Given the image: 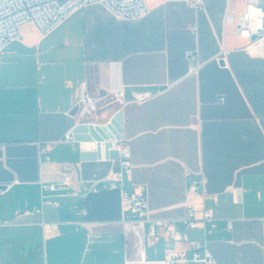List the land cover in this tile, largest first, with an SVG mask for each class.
Instances as JSON below:
<instances>
[{
    "label": "crops",
    "instance_id": "1",
    "mask_svg": "<svg viewBox=\"0 0 264 264\" xmlns=\"http://www.w3.org/2000/svg\"><path fill=\"white\" fill-rule=\"evenodd\" d=\"M248 2L146 0L138 20L95 4L46 36L28 25L0 54V264H165L170 249L191 254V241L213 264H264V49L252 51L227 21ZM84 83L94 97L124 90L125 104L94 122L122 113L133 165L123 187L147 193V212L126 211L106 180L121 156L83 160L65 140L81 124ZM143 91L156 95L136 102ZM190 206L195 229L184 223ZM153 220L166 223L158 241ZM46 223L57 231L47 235Z\"/></svg>",
    "mask_w": 264,
    "mask_h": 264
},
{
    "label": "built area",
    "instance_id": "2",
    "mask_svg": "<svg viewBox=\"0 0 264 264\" xmlns=\"http://www.w3.org/2000/svg\"><path fill=\"white\" fill-rule=\"evenodd\" d=\"M172 1V0H166ZM200 2L201 0H195ZM99 4L109 10L117 19L120 20H138L146 17L150 13V8L146 0H0V54L12 43L23 39L22 30L27 25H33L42 36L50 34L54 29L61 25L76 11ZM227 21L234 26V32L241 37L249 38L251 46L262 47L264 49V0H249L246 11L236 17L233 13L228 14ZM259 24V27L256 25ZM248 33L247 36L244 34ZM257 36L255 40L251 38ZM190 58L197 59L192 67L193 71H199L202 64L198 62V53L190 52ZM156 93L151 91H143L136 95L135 101L138 103L146 102L155 97ZM109 97V100L107 98ZM125 93L122 88L114 89L99 97L90 95L87 84L84 83L81 89V95L77 104L76 114L81 123L95 124L99 111L103 110L110 103H118L120 106L125 104ZM72 133L65 136L66 141H73ZM112 149L117 150L121 156L122 167L118 171H112L106 177L111 183V187L120 189L122 192L123 206L126 211L132 213L147 212L149 209V198L145 191H129L124 189L123 182L125 175L131 171L133 165L131 162V154L128 146L121 141H113ZM49 147H44L43 151L48 152ZM47 159H50L47 156ZM66 181H70L72 177L71 168H66L64 172ZM198 182H194L192 190H196ZM43 190H54L53 186L44 185ZM59 206L58 202L54 203ZM197 208L190 206L184 223L191 229L198 227V218L196 216ZM212 217L209 210L203 211V219L207 220ZM149 231L150 237L154 241H158L161 235L157 231V227H165L163 220H153ZM45 233L53 234L57 231L56 224L46 223ZM167 236L170 240L180 242L184 240L182 234L175 230L168 229ZM191 254L188 251H180L170 249L168 251L165 264H213L212 254L207 247L197 241L190 242Z\"/></svg>",
    "mask_w": 264,
    "mask_h": 264
},
{
    "label": "water",
    "instance_id": "3",
    "mask_svg": "<svg viewBox=\"0 0 264 264\" xmlns=\"http://www.w3.org/2000/svg\"><path fill=\"white\" fill-rule=\"evenodd\" d=\"M256 38L257 36H253L251 39L255 40ZM121 122L122 113L119 112L107 124H79L73 130V141L79 144L81 158L83 160L101 157L113 159L119 158L120 153L117 150L111 149L113 141H121L123 139Z\"/></svg>",
    "mask_w": 264,
    "mask_h": 264
},
{
    "label": "rangeland",
    "instance_id": "4",
    "mask_svg": "<svg viewBox=\"0 0 264 264\" xmlns=\"http://www.w3.org/2000/svg\"><path fill=\"white\" fill-rule=\"evenodd\" d=\"M29 28H30V27H28V25L25 26V27L23 28V30H22V33H23V34L26 33V31H27ZM17 44H18V42H13V43H11V44L9 45V47L6 49V51L13 50V49L16 47ZM7 58H10V57L8 56Z\"/></svg>",
    "mask_w": 264,
    "mask_h": 264
},
{
    "label": "bare ground",
    "instance_id": "5",
    "mask_svg": "<svg viewBox=\"0 0 264 264\" xmlns=\"http://www.w3.org/2000/svg\"><path fill=\"white\" fill-rule=\"evenodd\" d=\"M251 50H252V51H257V50H259V49H258V47H256V46H252V47H251Z\"/></svg>",
    "mask_w": 264,
    "mask_h": 264
},
{
    "label": "clouds",
    "instance_id": "6",
    "mask_svg": "<svg viewBox=\"0 0 264 264\" xmlns=\"http://www.w3.org/2000/svg\"><path fill=\"white\" fill-rule=\"evenodd\" d=\"M256 27H259V24H257V25H256ZM244 35H245V36H247V35H248V33H245Z\"/></svg>",
    "mask_w": 264,
    "mask_h": 264
}]
</instances>
